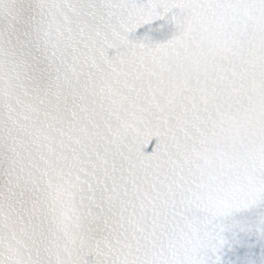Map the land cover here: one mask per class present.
Masks as SVG:
<instances>
[{
  "label": "snow or ice",
  "instance_id": "obj_1",
  "mask_svg": "<svg viewBox=\"0 0 264 264\" xmlns=\"http://www.w3.org/2000/svg\"><path fill=\"white\" fill-rule=\"evenodd\" d=\"M0 264H264V0H0Z\"/></svg>",
  "mask_w": 264,
  "mask_h": 264
}]
</instances>
